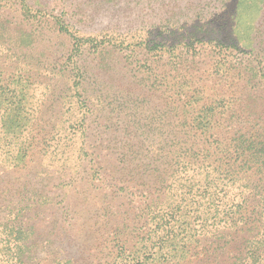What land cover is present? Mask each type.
Masks as SVG:
<instances>
[{"label":"trees","instance_id":"trees-1","mask_svg":"<svg viewBox=\"0 0 264 264\" xmlns=\"http://www.w3.org/2000/svg\"><path fill=\"white\" fill-rule=\"evenodd\" d=\"M0 264H264V0H0Z\"/></svg>","mask_w":264,"mask_h":264}]
</instances>
